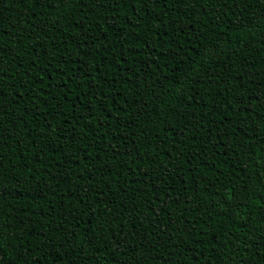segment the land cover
Segmentation results:
<instances>
[{
	"label": "trees",
	"instance_id": "16d2710c",
	"mask_svg": "<svg viewBox=\"0 0 264 264\" xmlns=\"http://www.w3.org/2000/svg\"><path fill=\"white\" fill-rule=\"evenodd\" d=\"M0 264H264V0H0Z\"/></svg>",
	"mask_w": 264,
	"mask_h": 264
}]
</instances>
